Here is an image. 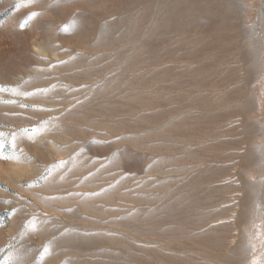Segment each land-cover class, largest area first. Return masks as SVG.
<instances>
[{"label": "rangeland", "instance_id": "obj_1", "mask_svg": "<svg viewBox=\"0 0 264 264\" xmlns=\"http://www.w3.org/2000/svg\"><path fill=\"white\" fill-rule=\"evenodd\" d=\"M0 143V264H264V0H0Z\"/></svg>", "mask_w": 264, "mask_h": 264}, {"label": "snow or ice", "instance_id": "obj_2", "mask_svg": "<svg viewBox=\"0 0 264 264\" xmlns=\"http://www.w3.org/2000/svg\"><path fill=\"white\" fill-rule=\"evenodd\" d=\"M33 15H39V13H35V14H33ZM2 148H3V144L0 143V149H2ZM10 159H12V158L9 157V156H7V155H5L2 151H0V160H5V161H7V160H10Z\"/></svg>", "mask_w": 264, "mask_h": 264}]
</instances>
